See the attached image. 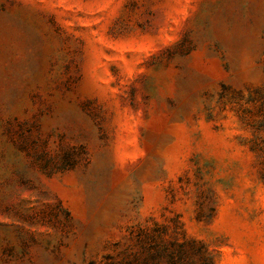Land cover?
Wrapping results in <instances>:
<instances>
[{"label":"rangeland","instance_id":"obj_1","mask_svg":"<svg viewBox=\"0 0 264 264\" xmlns=\"http://www.w3.org/2000/svg\"><path fill=\"white\" fill-rule=\"evenodd\" d=\"M178 216L264 264V0H0V264Z\"/></svg>","mask_w":264,"mask_h":264},{"label":"trees","instance_id":"obj_2","mask_svg":"<svg viewBox=\"0 0 264 264\" xmlns=\"http://www.w3.org/2000/svg\"><path fill=\"white\" fill-rule=\"evenodd\" d=\"M257 148L255 145L252 151ZM115 247L120 250L104 256L100 264H215L204 242L186 236L179 216L165 225L153 222L149 227L134 228L126 244Z\"/></svg>","mask_w":264,"mask_h":264}]
</instances>
